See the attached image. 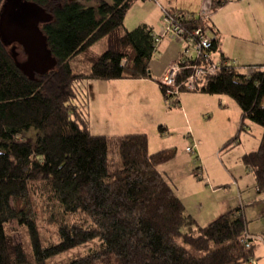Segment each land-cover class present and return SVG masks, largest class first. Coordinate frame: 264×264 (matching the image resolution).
<instances>
[{"label": "trees", "instance_id": "16d2710c", "mask_svg": "<svg viewBox=\"0 0 264 264\" xmlns=\"http://www.w3.org/2000/svg\"><path fill=\"white\" fill-rule=\"evenodd\" d=\"M25 1L52 16L41 29L57 64L29 77L0 37V158L5 153L9 164L5 176L0 172V264H49L94 242L96 249L64 264H254L253 238L241 209L206 227L186 212L159 171L175 159L176 149L151 154L145 133L93 135L74 104L77 85L83 81L151 77L150 63L157 51L152 29L140 25L119 32L128 11L140 0ZM228 1L213 0L212 6L217 10ZM4 2L0 0V12ZM169 11L180 16L189 31H213L203 18L192 14L188 19L191 13ZM105 39L107 49L92 54L91 48ZM213 51L223 66L196 92L233 97L243 122L263 129L258 150L243 161L254 175L258 194L264 195L263 66L241 73L220 54L218 37ZM81 55L88 56L90 70L77 74L71 62ZM189 75V70L181 71L178 82ZM159 86L170 101L164 86ZM173 104L179 105V99ZM32 128L39 131L35 145L20 140ZM159 130L165 131L162 126ZM34 196L57 205L63 217L58 241L45 242ZM13 222L27 233L30 251L15 242Z\"/></svg>", "mask_w": 264, "mask_h": 264}, {"label": "rangeland", "instance_id": "374dc122", "mask_svg": "<svg viewBox=\"0 0 264 264\" xmlns=\"http://www.w3.org/2000/svg\"><path fill=\"white\" fill-rule=\"evenodd\" d=\"M256 1L260 3L258 6L264 5V0H255V3ZM153 4L160 7L162 14L161 7L164 5L162 0H140L128 11L127 20L120 29V34L140 26L139 23L145 13L153 12L154 18L158 19V12L153 9ZM258 6H255V13L252 16L246 13L248 17L243 19L248 34L241 36L244 39L240 40V43L242 47H250V50H253L252 54L257 53L258 60H263L264 8ZM7 48L11 52L13 46L9 45ZM106 49L105 40L92 47V51L99 54ZM24 58V55L19 56L20 61ZM71 66L77 74L90 70V65L82 61L81 57H76ZM249 67L251 66H237V69L247 74ZM105 84L97 86L98 101L88 99L89 89L95 90L93 84L92 87L89 84L88 88L87 81L77 85L78 98L74 104L83 112L86 120L90 121L92 131L95 133L93 135L115 138L144 132L150 140L151 154L176 149L175 159L163 165L160 172L184 200L191 217L200 227H206L221 215L241 209L248 230L253 235V262L264 264V202H261L264 196L258 194L254 175L243 161L245 155L258 150L263 129L246 120L241 130L243 118L242 121L241 119L238 121L240 107L228 95L184 91L179 98L173 97L165 102L159 88L152 85L129 92L128 99L123 104L114 105L112 116L111 114L108 116L105 106L108 105L106 94H109L110 90ZM178 99L180 104H173ZM180 106H185L186 114L178 112ZM107 117L113 123L105 122L108 120ZM160 126L165 129L164 132L159 130ZM38 134L39 131L32 128L24 132L20 140L35 145ZM234 138L237 139L230 144ZM193 142L198 143L200 155L185 151ZM8 168L7 156L2 153L0 158V172H4L2 176L6 175ZM34 199L38 211V225L45 242L58 241V226L63 217L57 205L39 196H34ZM67 220L71 221L72 218ZM10 226L15 229L13 232L15 242L30 251L25 230L16 222ZM97 245L98 243L94 242L81 246L54 258L49 264H64L73 258L87 255L96 249ZM189 249L196 253L192 248Z\"/></svg>", "mask_w": 264, "mask_h": 264}, {"label": "crops", "instance_id": "0c3cea01", "mask_svg": "<svg viewBox=\"0 0 264 264\" xmlns=\"http://www.w3.org/2000/svg\"><path fill=\"white\" fill-rule=\"evenodd\" d=\"M162 1L164 3V5H162L163 7H161L162 14H161L160 7L153 4V9L158 12V19L154 18L153 12L152 13L150 12L147 14L145 13V15H143V18L141 19L139 23L140 25H147L149 28H151L154 35L159 34L164 27L163 10H171L175 12L176 11H186L188 13L194 14L196 17H202L207 22V24L213 29V31L217 34V37L219 38L220 54L223 55L230 62L232 63L237 62V64L240 67L241 66L242 67L244 66H264V59L258 60L257 53L252 54L253 50H250V47H242L240 43V40L244 39L241 36L244 37V36H247L248 34L246 30L247 27L244 25L243 19L246 18V16L247 17L248 15L252 16V14L255 13V6L260 5V3H257V1L255 3V0H239V1L235 0V1L226 3L223 7H220L217 10H214L212 6L213 0H162ZM260 7L264 8V5L258 6V8ZM204 13L206 14V16H202ZM246 13H248V15ZM190 18H192V15H188V19ZM126 20H127V17H126ZM105 41L107 45L108 39H105ZM183 46L184 45L174 36H168L166 39H164L159 45L150 63V76H151L150 78H144V79L124 78V79L113 80V81L88 80L87 88L89 84L90 86L93 84L94 85L93 89H95L91 91L89 89L91 96L88 94V99L89 100L94 99L95 101H98L97 86L103 85V83H106L105 85H107L110 92L109 94H106L108 105L105 106V109L107 110L106 114H108V116L109 114H111L112 116L113 114L112 109L114 105L123 104V102L128 99L129 92L137 91L140 89L142 90V88H144V86L146 85L156 86L161 91L159 83L162 81V79L166 75L169 68L178 60L180 53L183 49ZM91 53L99 54V53L93 52L92 48H91ZM78 57H81L82 61L84 62L87 61V59L85 58H88V56H82V55ZM217 58H218V54H217ZM231 98L240 107L239 102L233 97ZM163 99L165 100L164 96H163ZM239 109L241 110V107ZM178 112L182 114H186L185 106H182V107L180 106V109H178ZM107 119L108 120H106L105 122L113 123V121L112 120L110 121L108 117ZM239 119H241L242 121V111H240L238 121ZM244 125H245V121L242 123V127H244ZM89 127H90L91 133L95 134L92 131V126L90 125V121H89ZM242 127H241V130H243ZM142 133L144 132L133 133V134H142ZM198 147L196 149V153L200 155ZM149 149H150V140H149ZM161 167H163V165L159 167V171ZM256 190H257V187H256ZM180 199L183 201L186 207V212L189 214L190 212L188 211V207L186 203L181 197ZM261 202H264V197H263V200L261 199ZM248 233L253 238V235L251 232H249V230H248Z\"/></svg>", "mask_w": 264, "mask_h": 264}, {"label": "built area", "instance_id": "2783aa9c", "mask_svg": "<svg viewBox=\"0 0 264 264\" xmlns=\"http://www.w3.org/2000/svg\"><path fill=\"white\" fill-rule=\"evenodd\" d=\"M231 1L235 0L228 2ZM163 14L164 27L159 34L154 35L156 49L169 35L177 38L184 46L178 60L169 68L160 83L164 86L167 96L179 98L183 90L196 92L201 89L205 86L207 78L218 75L223 65L213 51L217 35L210 28L189 31L176 13L163 10ZM202 16H206V14L204 13ZM228 64L239 66L237 62ZM183 70H189L190 75L179 83L178 76ZM255 70L256 68L251 66L247 74H251ZM262 70L264 71V66ZM197 147L198 143L195 142L186 148V152L196 154Z\"/></svg>", "mask_w": 264, "mask_h": 264}, {"label": "water", "instance_id": "95a60500", "mask_svg": "<svg viewBox=\"0 0 264 264\" xmlns=\"http://www.w3.org/2000/svg\"><path fill=\"white\" fill-rule=\"evenodd\" d=\"M52 21V16L36 3L25 0H5L0 12V37L7 47L12 45L11 53L20 69L29 77L44 74L56 67L43 35L41 25ZM23 46L28 61L18 59L17 47Z\"/></svg>", "mask_w": 264, "mask_h": 264}, {"label": "flooded vegetation", "instance_id": "af4514ba", "mask_svg": "<svg viewBox=\"0 0 264 264\" xmlns=\"http://www.w3.org/2000/svg\"><path fill=\"white\" fill-rule=\"evenodd\" d=\"M16 51L18 52L19 56H20V55H24V56H25V58H24V60L22 61V63L28 61V55L26 54V52H25V48H24L23 46L20 47V45H19V47L16 48ZM18 59H19V57H18Z\"/></svg>", "mask_w": 264, "mask_h": 264}]
</instances>
